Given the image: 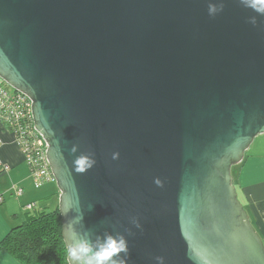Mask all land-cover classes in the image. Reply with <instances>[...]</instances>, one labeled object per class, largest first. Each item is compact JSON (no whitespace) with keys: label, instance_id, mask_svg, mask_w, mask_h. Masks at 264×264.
<instances>
[{"label":"water","instance_id":"water-1","mask_svg":"<svg viewBox=\"0 0 264 264\" xmlns=\"http://www.w3.org/2000/svg\"><path fill=\"white\" fill-rule=\"evenodd\" d=\"M210 2L0 0V79L32 101L66 247L79 203L76 231L123 233L129 264H264L232 175L264 135V16Z\"/></svg>","mask_w":264,"mask_h":264},{"label":"crops","instance_id":"crops-1","mask_svg":"<svg viewBox=\"0 0 264 264\" xmlns=\"http://www.w3.org/2000/svg\"><path fill=\"white\" fill-rule=\"evenodd\" d=\"M0 244L15 228L26 220L28 204H36V211H53L59 207L58 186L47 184L36 189L29 166L12 133L0 124ZM9 166L7 173L2 171ZM234 185L251 224L264 240V135L259 136L245 155L244 161L232 169ZM14 188H23L17 196ZM0 264H20L0 246Z\"/></svg>","mask_w":264,"mask_h":264},{"label":"clouds","instance_id":"clouds-1","mask_svg":"<svg viewBox=\"0 0 264 264\" xmlns=\"http://www.w3.org/2000/svg\"><path fill=\"white\" fill-rule=\"evenodd\" d=\"M241 6L252 10L257 15L249 17L248 22L256 26L257 16H264V0H239ZM225 4L223 0L210 2L208 5L209 16L215 17L223 11ZM59 147V145H58ZM80 149L79 144H73L69 149V154L75 158L72 161L75 170L78 173H85L92 169L97 161L96 154L91 149H87L76 155ZM120 153L114 151L111 153L112 160H118ZM154 184L158 187H163L164 182L159 178H154ZM93 208L89 205V210ZM76 210L78 215L69 221L68 224V247L67 256L69 264H129V243L127 237L121 232L105 233L103 236L97 235L95 240L92 239L90 233H80L76 231L74 225L80 224L83 221V212L80 211L79 203L74 208L64 211V215ZM130 223L136 229H142V225L136 216L130 217ZM128 235L134 233L131 229L125 230ZM156 264H165L164 256L154 257Z\"/></svg>","mask_w":264,"mask_h":264},{"label":"built area","instance_id":"built-area-1","mask_svg":"<svg viewBox=\"0 0 264 264\" xmlns=\"http://www.w3.org/2000/svg\"><path fill=\"white\" fill-rule=\"evenodd\" d=\"M11 88V87H10ZM0 124L13 134L20 147L26 164L31 171V178L36 189H41L49 183H55L48 157V144L37 132L33 119L32 101L24 94L0 83ZM2 141L0 140V147ZM10 167L4 166L2 171L9 172ZM17 196L24 194L23 188H14ZM0 196V203L3 202ZM36 204H28L25 209L33 210Z\"/></svg>","mask_w":264,"mask_h":264},{"label":"trees","instance_id":"trees-1","mask_svg":"<svg viewBox=\"0 0 264 264\" xmlns=\"http://www.w3.org/2000/svg\"><path fill=\"white\" fill-rule=\"evenodd\" d=\"M25 217L23 225L12 230L0 246L20 264H69L59 207L38 212L35 206Z\"/></svg>","mask_w":264,"mask_h":264},{"label":"rangeland","instance_id":"rangeland-1","mask_svg":"<svg viewBox=\"0 0 264 264\" xmlns=\"http://www.w3.org/2000/svg\"><path fill=\"white\" fill-rule=\"evenodd\" d=\"M1 81H2V80L0 79V83H1ZM3 83H4V85H7L5 82H3ZM7 86H8V85H7ZM55 185L57 186V183H56Z\"/></svg>","mask_w":264,"mask_h":264}]
</instances>
